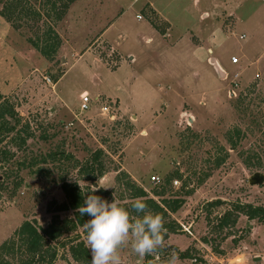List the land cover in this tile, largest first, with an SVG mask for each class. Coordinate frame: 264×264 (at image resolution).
I'll return each instance as SVG.
<instances>
[{"label":"rangeland","instance_id":"obj_1","mask_svg":"<svg viewBox=\"0 0 264 264\" xmlns=\"http://www.w3.org/2000/svg\"><path fill=\"white\" fill-rule=\"evenodd\" d=\"M148 1L170 16L179 34L191 31L200 40L204 23L217 30L211 54L204 44L200 59L185 48H159L150 55L154 48L146 46L155 42L147 19L159 28L164 23L147 8L146 19L142 8ZM64 2L19 0L24 10H8L17 28L0 16V95L31 135L21 147L9 137L0 142V152L11 155L2 159L0 153V244L24 220L48 224L50 202L64 199L60 179L94 189L78 169L101 149L106 171L95 185L110 192L102 199L128 204V192L115 182L121 166L150 198L160 200L153 196L160 190L165 199L183 198L171 214L179 230L168 235L164 247L148 255L149 260L132 253L130 246L124 248L122 264H168L172 253L176 264H264V222L238 215L233 227H214L233 204L264 210V0H142L132 9L119 0L108 19L99 9L103 0H74L66 8ZM122 9V27L112 42L117 47L94 43ZM202 11L206 16H200ZM48 28L58 36L59 47L44 59L28 40L42 37ZM126 30L136 32V47L125 48L124 38L120 40ZM209 56L224 71L222 76L209 66ZM82 93L89 100L84 111L79 110ZM101 106L109 113H102ZM234 128L240 137L234 136ZM229 137L236 140L233 150ZM53 152L69 159L56 156V161L40 163L39 157ZM33 160L36 164L27 169L17 166ZM254 174L262 176L261 184H248ZM151 176L159 181L152 183ZM186 191L191 193L183 196ZM214 201L217 206L208 207ZM65 250L58 249L54 264H91L88 248L87 263L73 261ZM186 251L190 259H181L178 254Z\"/></svg>","mask_w":264,"mask_h":264},{"label":"trees","instance_id":"obj_2","mask_svg":"<svg viewBox=\"0 0 264 264\" xmlns=\"http://www.w3.org/2000/svg\"><path fill=\"white\" fill-rule=\"evenodd\" d=\"M74 0H65L62 4L63 8H66L69 3ZM2 9L0 10V16L12 24L14 28L18 26L13 24L12 17L10 16V9L12 6H19V0H0ZM51 10L55 11V5L52 3ZM9 10V11H8ZM34 13V12H32ZM57 14H55L56 16ZM36 17H38L36 15ZM55 20H59V16H56ZM28 43L33 47L38 54L44 59H51L57 48L59 47V38L54 30L48 28L42 37H37L35 40H28ZM20 118L14 112L12 106L6 99H3L0 95V142L3 138L9 137L10 143L16 144L21 147L25 144L26 140L31 137L28 134V125L24 124L20 126ZM19 126V129L16 128ZM10 136V134H12ZM23 134V135H22ZM233 134L236 138L240 137V131L234 128ZM228 146L230 150H233L236 146V140L232 141L229 137ZM2 159L10 157L8 151L2 150ZM227 153V152H226ZM58 159H69V156H63L60 153H49L44 157H39L40 163H44L46 159L56 161ZM104 153L101 149L93 151L89 157L79 166L78 171L83 173L82 180L88 181L94 189L98 191L93 192L89 186L80 187L78 182H67L66 180H59L60 189L63 193V201L60 203H51L47 207L48 213H52V216L45 226L37 225L35 220H24L20 225L13 231L10 238L3 241L0 244V264H54L58 259V249H66V253L69 257L80 263L89 262V252L85 246L81 235L86 237L83 224L90 217L80 216L77 208L83 204L84 196L89 194H95L100 197L108 198L110 192L101 189L95 185V180L104 173L105 166L101 160ZM223 161L222 159H216L213 162L214 167H218ZM243 164L249 167L248 162L242 159ZM36 164L33 160L32 164L24 165L22 162L17 164L19 169H27L31 165ZM115 171V170H114ZM42 172L41 169L37 170V173ZM115 176V182L120 184L124 191L128 192L126 199L129 201L128 204H119L129 210L130 213L136 215L132 209L131 204L137 198L142 199L148 206V210L153 213H159L164 218V228L166 232L164 235V241L167 239L169 234L176 233L179 227L171 219V214L175 213L183 204V198L173 197L165 199L163 198V191L154 192L153 196L159 197L160 200L156 201L150 198L146 192L137 186V184L129 178L127 174L122 171H118ZM176 176V173L168 176L165 182L168 183ZM207 177V176H206ZM201 183V181L199 182ZM183 187V186H182ZM191 191H186L183 196H188ZM218 201L210 202L208 207H216ZM62 213V214H61ZM62 215V216H61ZM238 215H243L246 219L255 220L258 224L264 222V210L260 207H253L247 204H233L230 210L225 211L216 219L215 228L221 230L228 226H234ZM80 230V232H78ZM158 252V251H157ZM181 259H190L188 252H182L178 254ZM147 260L151 259L150 256H145Z\"/></svg>","mask_w":264,"mask_h":264},{"label":"clouds","instance_id":"obj_3","mask_svg":"<svg viewBox=\"0 0 264 264\" xmlns=\"http://www.w3.org/2000/svg\"><path fill=\"white\" fill-rule=\"evenodd\" d=\"M96 191L95 188L93 192ZM131 209L136 215L114 198L109 202L95 194L84 196L77 211L82 217H90L83 228L91 264H122L121 250L129 246L139 257L153 255L164 247L163 216L149 211L140 198L133 201ZM176 260V254L172 253L168 264H176Z\"/></svg>","mask_w":264,"mask_h":264},{"label":"crops","instance_id":"obj_4","mask_svg":"<svg viewBox=\"0 0 264 264\" xmlns=\"http://www.w3.org/2000/svg\"><path fill=\"white\" fill-rule=\"evenodd\" d=\"M103 1L104 2L102 4H100L99 9L103 12L104 19H108L110 16L111 9H113L115 3L119 2V0H103ZM139 1H142V0H132L131 2H128L126 0V4H128L126 8L132 9L137 3H139ZM193 1L195 2V0H193ZM146 8L149 10H152L154 12V15H156V17H157L156 18L157 21H159L160 23H164V24H162V28H159L158 26H156V25H154L148 21L146 15H145ZM142 9L144 11V16L146 17L147 22L149 24L150 33L153 35L154 42H155L153 44V46H151V47L146 46V48H151V49L154 48L153 51L148 52V53H150V55H152V54L155 55L154 52H156V50L159 48H169V50L172 48H185V49L189 50L192 55H196L197 58L200 59L204 55V51H203L204 44L206 45V51L208 52V54L209 53L211 54L210 48L212 47V44H211L210 40H211V37L214 38L213 34L217 32V30L212 29L213 28L212 26H210V25L208 26L206 23H204L200 26L199 33L203 37L199 40L196 36L193 35V33L191 31H189V34H186V31L183 34H179V32L174 31L175 28H174V25L170 19V16L166 17L165 15L160 13V11L158 9H156L154 7V5L150 3V1H148L147 3L144 2ZM122 11H123V9L118 14H115V16L113 15V17L109 19L107 24L105 26H103L102 29H100L99 33L97 34V37L94 39V43H97V42L105 43L107 46H110L111 48L117 47L114 45H116L118 43H115L114 45H112L113 44L112 42H113V36H115L116 29L118 28V30H119L122 27V20H121L122 14H123ZM136 16H139V15H134V17H136ZM200 16H202V17L206 16L205 12L202 11L200 13ZM158 18H160V20ZM135 19L140 20V18H135ZM135 33L133 31L126 30V36L122 35V37H120V35H118V37H120V40H122V38H124V41L126 42V45H127V46H125V48H127L128 46L136 47L137 41H136ZM111 35H112V37H111ZM242 37L243 36L241 35V38ZM150 41H151V39L147 38L146 42L150 43ZM85 48H90V47H85ZM148 59H150V57H148ZM129 60L131 61L132 58L130 57ZM211 60H214L216 62V64L218 65L215 58L210 57V56L206 57V61L209 63V66L211 68L213 67L212 64L210 63ZM212 70L214 72L213 68H212ZM223 73H224V71H223ZM82 94H85V93H82ZM120 171L127 174L129 176V178L136 183L137 180L134 179L132 176H130L126 172V170L124 168H122V166H121Z\"/></svg>","mask_w":264,"mask_h":264},{"label":"built area","instance_id":"obj_5","mask_svg":"<svg viewBox=\"0 0 264 264\" xmlns=\"http://www.w3.org/2000/svg\"><path fill=\"white\" fill-rule=\"evenodd\" d=\"M136 18H140V17H139V16H136ZM230 61H231L232 64H236V63H237V61H236L235 58H231ZM255 77H257V75H255ZM79 99H80L79 110H80V111H84V110H86V109H87V104H88V101H89L88 98H87V96H86L85 94H81V95L79 96ZM100 111H101L102 113H105V114H108V113H109V109H108L107 106H101V107H100ZM109 117H110L111 119H113V115H111V116L108 115V118H109ZM150 180H151L152 183H155V182H158V181H159V178L151 176V177H150ZM173 184L175 185V184H177V182L174 181ZM181 228H183V226H181ZM183 229H185V228H183ZM185 231H186V229H185Z\"/></svg>","mask_w":264,"mask_h":264},{"label":"water","instance_id":"obj_6","mask_svg":"<svg viewBox=\"0 0 264 264\" xmlns=\"http://www.w3.org/2000/svg\"><path fill=\"white\" fill-rule=\"evenodd\" d=\"M210 63L212 64V66L215 68L216 72L222 76L223 75V71L219 68V66L216 64V62L214 60H211ZM262 176L258 175V174H254L252 175L249 180H248V184L249 185H259L262 183ZM259 258H253V260H258Z\"/></svg>","mask_w":264,"mask_h":264}]
</instances>
